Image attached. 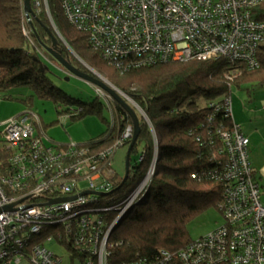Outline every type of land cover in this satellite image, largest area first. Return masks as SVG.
Segmentation results:
<instances>
[{
    "label": "built area",
    "instance_id": "obj_1",
    "mask_svg": "<svg viewBox=\"0 0 264 264\" xmlns=\"http://www.w3.org/2000/svg\"><path fill=\"white\" fill-rule=\"evenodd\" d=\"M263 1L61 0L60 4L67 22L85 35L90 47L126 72L157 63L219 58L246 70L257 69L264 20L257 19L253 10ZM31 3L34 12L42 3L50 19L47 0ZM23 34L28 37L25 29ZM94 90L114 125L113 98L98 87ZM225 111L232 116L230 100ZM38 123L35 114H21L2 123L0 264L21 259L31 264H61L60 257L47 247L53 239L72 248L74 257L81 255L82 264H107L116 244L109 237L118 219L144 191L154 165L137 188L116 200L108 195L111 161L116 150L131 140L132 124L121 130L116 125L113 146L95 152L91 146L47 143L36 134ZM220 137L225 161L207 176L222 187L218 210L223 224L174 253L159 251L151 260L130 264H264V201L249 162V140L237 125L221 131ZM46 224L58 225L61 235L42 238Z\"/></svg>",
    "mask_w": 264,
    "mask_h": 264
},
{
    "label": "trees",
    "instance_id": "obj_2",
    "mask_svg": "<svg viewBox=\"0 0 264 264\" xmlns=\"http://www.w3.org/2000/svg\"><path fill=\"white\" fill-rule=\"evenodd\" d=\"M23 1L0 0V93L25 87L30 95L21 100L24 104H31L33 99L50 102L59 115L70 120L96 116L106 123V129L77 145L91 146L95 152L113 146L118 136L116 125L119 130L131 125L130 117L114 101L112 125L110 118L107 121L103 117L105 104L95 91L91 103H82L55 85L48 76L52 71L45 51L55 37L57 49L70 65L80 71V60L138 108L133 109L140 131L130 154L128 176L122 184L124 175L118 177L111 168L110 197L123 200L141 184L151 164L154 172L141 195L118 219L109 237L116 244L110 250L107 264L151 260L159 251L174 253L185 247L192 241L187 229L189 222L220 201L222 187L210 180L207 173L220 169L225 161L220 132L236 125L226 113L225 103L232 87L264 84V41L257 55L259 66L254 70L219 58L171 61L120 72L90 47L83 33L67 22L61 0H47L51 20L40 3L39 10L27 23L30 36H25ZM253 11L257 19L264 20V1ZM220 97L223 99L216 101ZM38 127L39 123L36 134L41 137ZM130 141L123 146L128 147ZM133 154L138 159L132 163ZM40 235L58 238L61 229L46 224ZM77 258L80 264L84 262L81 255Z\"/></svg>",
    "mask_w": 264,
    "mask_h": 264
},
{
    "label": "rangeland",
    "instance_id": "obj_3",
    "mask_svg": "<svg viewBox=\"0 0 264 264\" xmlns=\"http://www.w3.org/2000/svg\"><path fill=\"white\" fill-rule=\"evenodd\" d=\"M23 20V29H25L28 32V36H30L27 27L28 21L24 13ZM37 53L41 56L39 52ZM46 54L50 60L48 64L52 71V74H48V76L55 85L70 98L76 99L82 103H91L95 99V87L79 78L70 77L63 72L59 63L48 52H46ZM79 62L81 63V73H87L92 76L97 74L102 79H105L101 74L91 69L80 60ZM67 76L69 77L67 78ZM27 95H30V92L25 87L10 89L5 94L0 93V133L4 130V126L2 125L4 121L21 114H35L38 117V132L41 133V137L46 140L47 143L51 142L49 140H52L55 144H67L69 142L75 144L83 143L98 136L106 129V123L96 116H88L82 120H70L67 116L59 115L57 113V108L50 102L33 99L31 104H24L21 100L25 99ZM8 96L10 97L7 98ZM221 99H223V97L217 98L216 101ZM229 100L234 123L242 127L244 136L246 134L248 135V132L252 130L251 122L256 119L253 115L257 114L258 117L261 115L264 116V111L257 112V110L261 111L262 107L264 108V84H243L239 89L232 87ZM206 105L207 104L204 103V106ZM103 117L109 121V112L105 107H103ZM251 143L253 145L255 142L252 141ZM258 149L264 151V148L258 147ZM126 151V145L118 148L111 161V166L118 177L124 175ZM249 156L253 162L255 152L252 150ZM137 159L138 156L134 154L131 155L132 163ZM262 159L264 160V156ZM254 163L259 162L255 161ZM260 194L261 200L264 201V194ZM218 203L189 222L187 229L192 240H197L207 235L223 224L224 220L222 214L218 210ZM47 247L56 256L60 257L61 264H71L72 261L73 264H80L79 258L74 257V254L67 249V247L60 245L57 240L53 239L47 242Z\"/></svg>",
    "mask_w": 264,
    "mask_h": 264
},
{
    "label": "water",
    "instance_id": "obj_4",
    "mask_svg": "<svg viewBox=\"0 0 264 264\" xmlns=\"http://www.w3.org/2000/svg\"><path fill=\"white\" fill-rule=\"evenodd\" d=\"M23 13L26 17V19L30 22V19L32 16H34V9L31 3V0H24L23 1ZM55 30V33L57 34V37L63 42V39L59 35L58 31L53 27ZM52 44L50 47H46L45 51L48 52L60 65L61 69L63 72L68 74L70 77H76L79 78L92 86L98 87L107 94H109L117 104L128 114V116L131 119L132 126H133V135L130 141V144L127 147L126 155H125V171H124V176H123V181L122 184L125 182L127 176H128V171H129V159H130V154L132 151V148L137 140V137L139 135V122L136 116V113L134 111V107L131 106L129 101L123 97L119 91L113 87V85L107 83L104 79H102L100 76L97 74L92 76L87 73H81L77 68L74 66L70 65L65 59L62 58L59 50L57 49V39L55 37L51 38ZM65 44V43H64ZM66 46V45H65ZM73 53V52H72ZM67 76V77H69ZM121 184V185H122ZM88 193H84V195H87ZM111 192L108 194L110 195ZM107 194H101L100 196H106Z\"/></svg>",
    "mask_w": 264,
    "mask_h": 264
},
{
    "label": "crops",
    "instance_id": "obj_5",
    "mask_svg": "<svg viewBox=\"0 0 264 264\" xmlns=\"http://www.w3.org/2000/svg\"><path fill=\"white\" fill-rule=\"evenodd\" d=\"M264 111V108H261L260 110H257V112ZM254 119L252 123V130L248 132V135L245 136L249 140V149L248 154L253 150L255 152V156L253 158V162L249 156L250 165L253 169L255 178L257 179V182L260 186L261 193L264 194V160L262 159L264 156V151H260L258 147L264 148V116L261 115L258 117L257 114L253 115ZM241 131L244 133L242 127L240 126ZM261 140V141H260ZM255 142L252 143L251 142ZM255 161L259 163H254ZM262 162V163H261ZM10 264H31L27 260L21 259L19 261H12Z\"/></svg>",
    "mask_w": 264,
    "mask_h": 264
},
{
    "label": "clouds",
    "instance_id": "obj_6",
    "mask_svg": "<svg viewBox=\"0 0 264 264\" xmlns=\"http://www.w3.org/2000/svg\"><path fill=\"white\" fill-rule=\"evenodd\" d=\"M28 21V20H27Z\"/></svg>",
    "mask_w": 264,
    "mask_h": 264
}]
</instances>
